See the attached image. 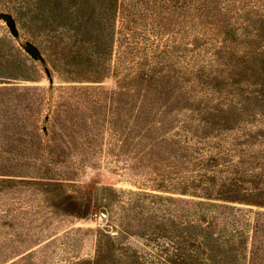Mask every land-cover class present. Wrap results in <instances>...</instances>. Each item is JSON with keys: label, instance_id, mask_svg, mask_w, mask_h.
Wrapping results in <instances>:
<instances>
[{"label": "rangeland", "instance_id": "rangeland-1", "mask_svg": "<svg viewBox=\"0 0 264 264\" xmlns=\"http://www.w3.org/2000/svg\"><path fill=\"white\" fill-rule=\"evenodd\" d=\"M52 1L0 0V264H264L262 170L248 184L243 168L264 164V0L226 43L198 33L208 22L192 29L195 12L93 0L91 45L87 16L74 33L62 13L77 0ZM188 138L216 146L212 178L244 180L189 187L207 162L191 163ZM207 212L230 246L194 248L190 221Z\"/></svg>", "mask_w": 264, "mask_h": 264}, {"label": "trees", "instance_id": "trees-1", "mask_svg": "<svg viewBox=\"0 0 264 264\" xmlns=\"http://www.w3.org/2000/svg\"><path fill=\"white\" fill-rule=\"evenodd\" d=\"M36 1H38V0H36ZM90 1H88V0H77L76 5L72 6L74 8L73 10L68 7L65 9L66 11H68L67 13L62 12L65 16L70 15L73 17L72 25L70 26L71 27L70 31L74 32V33H76L77 30L81 33V30L79 27L83 24L84 15L87 16V19L85 21L86 22L85 23L86 28L83 29L84 33L82 32L83 41L84 42L88 41L86 45L92 44V42L89 41V38H90V40H92L94 38L97 42H99L102 39V36L104 33V30L102 28H100L99 26L96 27L94 30L93 22H90L88 24V22L91 19V12L94 9V2H93V0H92V2H90ZM52 2L61 4L63 2H67V0H53ZM145 2H149V0H142V3H145ZM106 3L109 4L110 0H107ZM111 3L113 4L114 0H111ZM260 3H261V0H256V1L255 0H153L151 5L155 7V6H157V4H159V5L163 6L161 8H164L166 10L171 9L170 11H172V12H177L178 10H180V11L181 10H183V11L187 10L188 12H195L197 16L194 19V22L192 24L193 25L192 29L195 28L194 25H196V23L200 24L201 22H208L209 25H212V26H208L207 30H201V28H200L198 30V33H202L203 35L207 36L208 38H212V39L215 38L216 40H219L221 38L222 42L226 43L227 42V36L220 37L221 33H224V35L225 34L228 35V38H232V36H233L232 32H234V30L236 29V28H234L235 26L233 27L234 23H232V22L235 21L236 23H238L237 21H239V19L243 20V17H242V14L240 11L242 9H244L245 7L256 6L258 8L257 5H260ZM90 6L92 7V9L88 10V7H90ZM109 8H110V6H109ZM240 25L241 24H239L238 27H240ZM68 31L69 30H62L61 32L56 33L54 35V37L59 36L60 39L63 38V39L69 40V38L72 35L67 36ZM192 32H193V30H192ZM114 34H115V36L117 35V32L115 30H114ZM88 36H89V38H87ZM234 37L237 38V35L235 34ZM68 40H66V43ZM102 44H103V46H102ZM115 45H116V42H114L113 50H114ZM101 46L106 51V43H104V41L101 43ZM220 48L223 49L224 51H227L225 44L222 45ZM61 49H62V47H61ZM64 49H65V47H64ZM113 50H112V53H113ZM229 51L232 52L234 50L230 47ZM100 53L101 54L103 53L102 48L100 50ZM67 54L70 57L69 60L71 63H73V64L80 63V58H81L80 54L70 53L69 50L67 51ZM144 78L150 79L152 77L148 75ZM126 125H127V128L131 129V126L128 124L127 118L125 121V126ZM152 129H153V126L151 124L150 125L145 124L144 132L152 130ZM187 142L190 143V147H187V148H189L191 154L194 153V154H192V156L195 157V159H194V157L191 159V163L196 165V163H194L196 161L199 164H201V162L206 161L207 162L206 166L208 167V168H205L206 166H199L197 168V170H194L196 172H194L192 170L193 171L192 175L185 178L186 181L187 180L190 181L189 187L193 186L192 189L198 190L199 188H201L202 183L204 181H207L208 186H206L205 188L208 191H210L211 193L216 192V191H217V193H221V192H219L220 190L222 191L223 188H229L232 184H234V182H236L235 180H237V182L239 181V183H240V181L242 182V180H244V177H241L240 179L232 178V176L234 174L232 172H227L228 173L227 176H224V177L223 176L217 177V175L216 176L212 175L215 179L212 178L211 174L214 173V171L211 170L212 168L210 170H208L207 172H205V169H209V165H210L209 162L210 163L212 161L214 162V160L217 159V156L222 158L220 156V153L217 152L216 146H213L214 148H212L209 145L210 144L209 141L202 140V139L201 140H194L193 138H188ZM247 149H249V148H247ZM241 152H242V150H241ZM243 156H245V153L243 154ZM193 159H194V161H193ZM242 159H243V157H241L240 164H242L245 161ZM249 161L250 162H247L246 164H244V166L242 165L243 168L248 169V171L250 172L249 173V179L250 180H248L247 182H248V184H253L254 183L252 180L253 175H255V176L259 175L258 178H260V179L258 180V183L260 186L254 187L253 189L256 191H261V192H258V195L260 196V193H261L260 197H262L264 195V164H263V162H261L259 165L254 167L251 160H249ZM160 162H162V161L160 160ZM239 169H240V167L238 166L236 171H239ZM258 170H262V171H261V173H258V175H257ZM251 172H252V175H250ZM176 173H178V171L173 172L171 175H173V174L176 175ZM220 175H223V174L220 173ZM165 176H167V175H165V173H161V176H160V178L162 179L161 181H168L169 182V180H163V179H165ZM212 181H213V183H212ZM195 182H199V184H201V185L196 186ZM209 182H211V183H209ZM235 188H236V189H234L235 192L243 190L242 188L238 187L237 184H236ZM243 193L245 194L244 191H243ZM230 199H228V200H230ZM231 200H233V198ZM261 215H263V216L258 215L255 218L256 221L254 224V228L252 229V240L253 239L255 240V237L256 238L260 237L259 235L256 236V234H259V232H257V231L264 232V212L261 213ZM205 217H207L208 220L206 221L207 223H205V224L200 222L203 225H200V223H198V221H195V220L190 221V225L192 227V232H191L192 236L191 237L189 235L188 236L193 241L192 245L194 246V248L202 247L203 252L206 253V251H209V250L211 252L212 248H214V247H217L219 249V246L220 247L225 246V245L230 246V244L226 242V241H228V237L230 238V236H231L230 234H228V226L230 227V225H227L228 223L225 221L224 216H222V219L224 222L222 226L217 224V223H219L218 220H220L219 215L213 216L211 212H207ZM215 230L218 231V232L216 231L217 236H216V239H213V241H212V238H210V236H212V233H214ZM260 234H263V233H260ZM224 236H225V238H224ZM254 240H253L252 244L255 243L257 245V242H259V240L258 241L256 240L255 242H254ZM214 242H215V244H214ZM255 244H254V246H256ZM261 245L263 246V243ZM253 248H254V252H255V247H253ZM210 259H213V258L210 256Z\"/></svg>", "mask_w": 264, "mask_h": 264}]
</instances>
